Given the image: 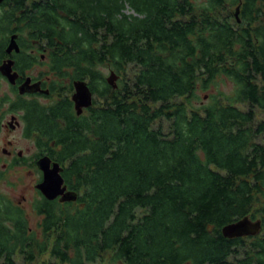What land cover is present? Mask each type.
I'll return each instance as SVG.
<instances>
[{"label": "trees", "instance_id": "obj_1", "mask_svg": "<svg viewBox=\"0 0 264 264\" xmlns=\"http://www.w3.org/2000/svg\"><path fill=\"white\" fill-rule=\"evenodd\" d=\"M2 7V36L18 27L95 96L31 109L76 200L43 197L37 229L0 216L7 264H264V0ZM246 217L260 234L224 236Z\"/></svg>", "mask_w": 264, "mask_h": 264}, {"label": "flooded vegetation", "instance_id": "obj_2", "mask_svg": "<svg viewBox=\"0 0 264 264\" xmlns=\"http://www.w3.org/2000/svg\"><path fill=\"white\" fill-rule=\"evenodd\" d=\"M8 1L0 3V9ZM0 39L5 41L0 48V216L7 226L4 227L12 230L14 222L10 214L14 211V214L28 220V228L32 230L31 218L39 217L38 225L41 220L35 214L34 206L45 198L37 188L44 180L40 161L49 158L51 167L56 162L47 155L40 117L32 115L31 109L50 110L57 105H65L69 107V113L78 115L75 95L79 83H85L92 103L95 96L88 83L75 81L71 76H60L52 65L55 60L49 57L51 51L45 50L44 45L30 43L28 34L21 33L18 27H12V31L4 36L0 30ZM64 70L67 71L66 68ZM90 107H83L80 114H86ZM61 118L64 125L69 122ZM62 119L58 121L63 123ZM12 171L21 175L11 180L9 174ZM30 176H37L33 194L26 183ZM4 185L10 190H5ZM28 208L32 209V216ZM11 258L13 256L6 250H0V264H7Z\"/></svg>", "mask_w": 264, "mask_h": 264}, {"label": "water", "instance_id": "obj_3", "mask_svg": "<svg viewBox=\"0 0 264 264\" xmlns=\"http://www.w3.org/2000/svg\"><path fill=\"white\" fill-rule=\"evenodd\" d=\"M4 0H0L2 3ZM239 11L236 12L238 19ZM116 77L110 78L109 82L114 85ZM77 94L75 95V101L77 104L78 114L82 112L83 107H90L92 105L91 94L88 93L85 83H79L76 85ZM49 158H43L40 161V169L44 172L43 182L37 186L42 194L48 200H55L60 198L62 202L76 200V195L67 192V187L64 186V179L61 176L62 169L58 163H54ZM61 196V197H59ZM262 231L261 221H253L249 217H246L236 223H233L223 229V234L227 238H241L247 236H256Z\"/></svg>", "mask_w": 264, "mask_h": 264}, {"label": "rangeland", "instance_id": "obj_4", "mask_svg": "<svg viewBox=\"0 0 264 264\" xmlns=\"http://www.w3.org/2000/svg\"><path fill=\"white\" fill-rule=\"evenodd\" d=\"M126 13L127 14H131L132 13V11H130V10H127L126 11ZM105 73H106V70H105ZM108 75V74H107ZM222 89H224V90H226V91H228V90H230L231 89V86H229V87H226V86H224V85H222ZM206 100V99H205ZM259 120H261V119H264V114L263 113H259V118H258ZM165 125H167V124H165ZM165 130L167 131V129H166V126H165ZM16 171H12V172H10V174H9V176H10V178H11V180H16V178L17 177H19L20 175H21V173H18V172H16ZM26 177H24V179H25ZM37 179V176H30V177H28L27 179H26V183H27V185H28V187L30 188V190H31V194H33L34 193V182H35V180ZM4 189L5 190H7V191H9L10 189L8 188V187H6L5 185H4ZM14 188H13V192H14ZM30 207V206H29ZM32 209L31 208H28V213L32 216L33 214H32ZM39 220V217H35V218H31V223H30V226L33 228V229H37L38 228V223H37V221ZM46 258V257H45Z\"/></svg>", "mask_w": 264, "mask_h": 264}]
</instances>
